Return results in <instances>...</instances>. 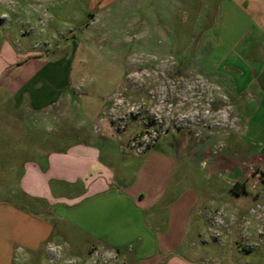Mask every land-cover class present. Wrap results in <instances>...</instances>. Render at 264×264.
Wrapping results in <instances>:
<instances>
[{"label": "crops", "instance_id": "1", "mask_svg": "<svg viewBox=\"0 0 264 264\" xmlns=\"http://www.w3.org/2000/svg\"><path fill=\"white\" fill-rule=\"evenodd\" d=\"M156 1L157 10L168 16L165 31L176 54L202 66L206 79L218 75L229 95L241 101L236 110L242 123L229 150L211 156L198 144L196 151L179 156L162 139L136 155L119 137L95 136L12 165L16 179L7 192L17 194L19 202L0 200V231L26 243L31 253L45 254L49 240L65 235L70 223L94 242L99 256L121 251L131 264H210L212 252L188 243L194 238L190 220L197 226L207 206L199 205L196 190L172 186L180 163L204 168L207 161L208 176L227 177L214 211L215 219L221 214L229 220L224 240L233 228L241 242L256 243L264 235V185L254 179L255 172L264 173V0ZM0 67V113L17 124L52 108L69 89L67 54L32 53ZM248 218L254 222L251 232H245ZM252 247L264 257V244L262 250ZM241 252L252 249L241 244L236 253ZM218 253L229 256L226 245Z\"/></svg>", "mask_w": 264, "mask_h": 264}, {"label": "rangeland", "instance_id": "2", "mask_svg": "<svg viewBox=\"0 0 264 264\" xmlns=\"http://www.w3.org/2000/svg\"><path fill=\"white\" fill-rule=\"evenodd\" d=\"M156 5V0H0V62L41 53L57 58L67 54L71 63L69 89L52 108L20 119V125L0 113V200L19 202L17 194L7 192L16 179L12 165L41 150L64 149L95 136L119 137L136 155L139 137L153 135L157 143H171L179 156L196 151L198 144L211 156L227 153L242 123L236 110L241 101L229 95L218 75L206 79L202 66L176 54L165 31L168 16ZM206 163H201L204 168L183 163L175 168L172 186L196 190L199 205L207 206L197 226L192 228L190 220L188 233L194 238L188 243L194 250L212 252L210 264H264L252 247L262 250L264 235L256 243L241 242L233 228L224 240L229 220L219 214L214 224L227 177L208 176ZM252 222L248 218L245 232H251ZM64 227L65 235L51 238L45 254L31 253L26 243L13 242L0 231V264H131L121 251L97 255L102 252L92 250L94 242L78 235L70 223ZM241 244L251 254L237 255ZM224 245L228 257L218 253Z\"/></svg>", "mask_w": 264, "mask_h": 264}, {"label": "built area", "instance_id": "3", "mask_svg": "<svg viewBox=\"0 0 264 264\" xmlns=\"http://www.w3.org/2000/svg\"><path fill=\"white\" fill-rule=\"evenodd\" d=\"M141 148L136 150L135 152L137 154H141L148 150L149 148L153 147L157 143V137L156 136H149L147 139H144L143 137H139ZM254 179L257 184L264 185V173L258 171L254 174Z\"/></svg>", "mask_w": 264, "mask_h": 264}, {"label": "clouds", "instance_id": "4", "mask_svg": "<svg viewBox=\"0 0 264 264\" xmlns=\"http://www.w3.org/2000/svg\"><path fill=\"white\" fill-rule=\"evenodd\" d=\"M222 118H226V113H224V112H221L220 114H219Z\"/></svg>", "mask_w": 264, "mask_h": 264}]
</instances>
